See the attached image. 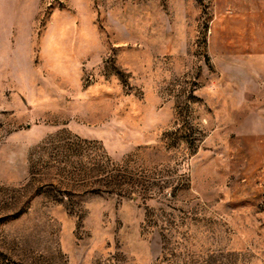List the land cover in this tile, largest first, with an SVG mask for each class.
Here are the masks:
<instances>
[{"label": "rangeland", "instance_id": "1", "mask_svg": "<svg viewBox=\"0 0 264 264\" xmlns=\"http://www.w3.org/2000/svg\"><path fill=\"white\" fill-rule=\"evenodd\" d=\"M0 264H264V0H0Z\"/></svg>", "mask_w": 264, "mask_h": 264}]
</instances>
